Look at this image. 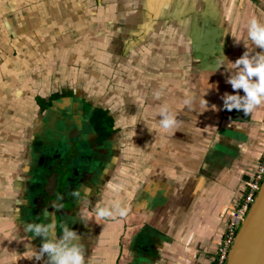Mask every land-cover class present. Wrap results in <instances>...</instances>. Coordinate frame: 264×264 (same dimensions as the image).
Segmentation results:
<instances>
[{
	"label": "crops",
	"instance_id": "crops-1",
	"mask_svg": "<svg viewBox=\"0 0 264 264\" xmlns=\"http://www.w3.org/2000/svg\"><path fill=\"white\" fill-rule=\"evenodd\" d=\"M253 16L264 23V0H0V264L47 260L23 256L44 239L21 216L43 96L28 89V69L37 79L54 74L36 86L44 93L51 84L82 89L116 119L119 163L68 226L85 264H215L227 224L246 218L236 215L264 152V104L248 115L223 110L231 69L213 72L221 54L235 61L244 44L260 53L247 37ZM162 106L174 127H160ZM114 201L123 217L96 215Z\"/></svg>",
	"mask_w": 264,
	"mask_h": 264
},
{
	"label": "flooded vegetation",
	"instance_id": "flooded-vegetation-1",
	"mask_svg": "<svg viewBox=\"0 0 264 264\" xmlns=\"http://www.w3.org/2000/svg\"><path fill=\"white\" fill-rule=\"evenodd\" d=\"M82 93L70 86L55 90L53 86L47 95L35 97L34 134L28 142L34 164L30 175L38 180L39 190L34 201L30 176L21 211L26 224L45 222V211H55L57 225H79L75 219L81 205L94 203L107 180L108 165L119 163L114 113ZM36 171L41 175L35 176ZM83 186L96 197L90 195L84 202L74 199L71 192ZM53 203L60 206L58 210Z\"/></svg>",
	"mask_w": 264,
	"mask_h": 264
},
{
	"label": "clouds",
	"instance_id": "clouds-1",
	"mask_svg": "<svg viewBox=\"0 0 264 264\" xmlns=\"http://www.w3.org/2000/svg\"><path fill=\"white\" fill-rule=\"evenodd\" d=\"M233 37L234 44L241 42L238 37ZM247 37L256 48L260 49V53H254L244 44L245 51L235 61L221 54V58L216 60L213 70L215 72L221 66L224 68L227 66L231 69L225 83L231 85L233 93L225 92L222 95V109L229 112L235 109L238 112L242 111L245 115L252 113L258 106L264 104V54H262L264 53V23L258 21L255 16L247 22ZM238 90H242L243 95ZM184 103L188 105L190 100L185 99ZM158 115L160 127L172 128L175 126L176 118L166 106L159 109ZM154 130L158 131L159 129ZM119 173L126 175L127 168L121 166ZM108 187L113 192L121 190V185L118 183H110ZM91 191L90 187L83 186L80 190L72 191L71 196L84 202L90 197ZM51 206L54 210H58L60 207L56 203ZM126 211L127 209L121 207L119 201H114L110 206L100 207L96 215L100 218L123 217ZM44 220L45 222L42 223H27L25 225L26 232L32 233L34 236H41L44 239L39 251H35V254L30 256H23L29 259L35 257L36 260H40L42 256L47 254L45 264H85L83 245L79 242L80 238L76 231L65 224L57 225L55 211L52 213L45 211ZM57 227L62 233L59 238L56 236ZM18 258L17 256L15 261Z\"/></svg>",
	"mask_w": 264,
	"mask_h": 264
},
{
	"label": "water",
	"instance_id": "water-1",
	"mask_svg": "<svg viewBox=\"0 0 264 264\" xmlns=\"http://www.w3.org/2000/svg\"><path fill=\"white\" fill-rule=\"evenodd\" d=\"M40 175L39 171L35 172V176ZM31 186L35 201L39 190L36 177L32 179ZM225 264H264V181L239 228Z\"/></svg>",
	"mask_w": 264,
	"mask_h": 264
},
{
	"label": "built area",
	"instance_id": "built-area-1",
	"mask_svg": "<svg viewBox=\"0 0 264 264\" xmlns=\"http://www.w3.org/2000/svg\"><path fill=\"white\" fill-rule=\"evenodd\" d=\"M263 181H264V152L260 156L257 167L253 171L249 185L245 190L246 194L241 203V207L238 210L239 215H236L238 219L244 220L251 205L254 203L257 197V194L261 188ZM239 228H240V224L236 221H230L227 224L225 236L223 238L220 251L215 260V264L226 263L229 251L232 248V245L239 231Z\"/></svg>",
	"mask_w": 264,
	"mask_h": 264
},
{
	"label": "rangeland",
	"instance_id": "rangeland-1",
	"mask_svg": "<svg viewBox=\"0 0 264 264\" xmlns=\"http://www.w3.org/2000/svg\"><path fill=\"white\" fill-rule=\"evenodd\" d=\"M56 6V5H55ZM98 8V7H97ZM95 29V28H94ZM64 36H66V34H62L60 37L61 38H63ZM57 40H59V39H57ZM59 42H60V40H59ZM34 56H32V55H28V57H27V59H26V61L28 62V61H31V58H33ZM28 65H29V63H28ZM29 68V67H28ZM34 70H30V69H28L25 73H27V78H28V80H30V84H31V86L30 87H28V89L29 90H32V93L34 94V93H37V92H42L43 93V96L44 95H46V94H48L49 92L47 91V93H44L43 91H42V89L43 88H39V87H36L37 85L38 86H45V85H47L46 83H48L49 81H47V80H49V79H52V81H54V74L50 71L49 73H48V76H50L49 78H44V75H42V73L41 72H39L40 73V75H39V73H37V71L35 72V74H38V76L40 77V78H35V77H33V74H34V72H33ZM35 79H37V80H35ZM51 86L53 87L54 85L53 84H51ZM28 120V119H27ZM29 122H30V120H28Z\"/></svg>",
	"mask_w": 264,
	"mask_h": 264
},
{
	"label": "snow or ice",
	"instance_id": "snow-or-ice-1",
	"mask_svg": "<svg viewBox=\"0 0 264 264\" xmlns=\"http://www.w3.org/2000/svg\"><path fill=\"white\" fill-rule=\"evenodd\" d=\"M160 2L163 4L165 2V0H160Z\"/></svg>",
	"mask_w": 264,
	"mask_h": 264
}]
</instances>
